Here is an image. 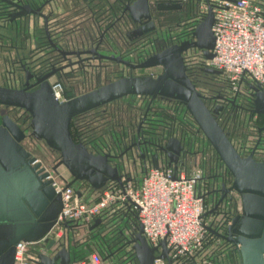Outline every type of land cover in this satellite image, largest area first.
I'll return each instance as SVG.
<instances>
[{
	"label": "flooded vegetation",
	"instance_id": "flooded-vegetation-1",
	"mask_svg": "<svg viewBox=\"0 0 264 264\" xmlns=\"http://www.w3.org/2000/svg\"><path fill=\"white\" fill-rule=\"evenodd\" d=\"M7 1L39 9L42 18L35 19L41 22V39L33 51L25 49L23 42L26 33L23 27L27 17H17L20 12L17 8L0 1V50L5 52L4 62L7 66L0 87L19 90L31 86V91L45 82L50 91L52 85L59 88L61 101L57 103L120 79H155L161 76L163 67L160 65L146 68L137 66L171 47L192 43V32L201 17L193 0H147L149 19H138L139 14L131 16L127 12V5L135 0H36L35 4L30 0ZM11 29L16 31L13 41L7 34ZM1 42L4 44L1 45ZM189 51L201 56L200 51L194 48L179 54L185 78L203 99L205 107L212 113L238 155L243 158L255 147L253 157L256 161H264V132L259 131L264 119L249 113L252 98L247 85L250 83L238 82L233 89L223 73L207 66L202 56L197 63L187 64L184 55ZM144 70L151 71L140 73ZM109 109L114 110L112 114L108 112ZM89 113L95 118L112 119L110 127L114 130H109L106 142L85 133L91 128L89 123L84 126ZM235 114H241L250 123V131H241L238 137L243 135L242 142L245 136H251L252 140L247 145L242 144L241 148L233 143L236 136L231 123L227 127L228 118ZM5 116L15 122L24 134V139L19 142L21 148L28 151L25 143L41 145L54 156L55 165L58 163V154L48 149L42 140L30 135L29 118L23 110L0 106V118ZM68 133L73 143L83 145L92 154L109 153L117 156L126 150L119 159L109 161L111 166L116 167L122 182H135L156 165L157 168H170L175 173L193 176L195 192L203 204H209L211 208L208 212L211 215L219 213L220 203L228 198L227 182L231 178L197 130L184 105L177 101L126 95L72 117L68 123ZM166 141H170V144L164 149ZM35 163H39L49 177L50 173L63 168L60 165L48 170L36 158ZM64 172L68 177L64 182L68 183L71 177L65 169ZM108 184L111 183L105 186ZM76 185L89 190L84 182L73 183V187ZM219 199L221 202L218 203ZM229 205L233 209L239 206L237 202ZM133 230H129L125 238L129 245L135 233ZM224 231V228L218 229L221 234ZM209 239L215 246H222L226 252L237 255L240 264L237 246L230 242L233 237L226 240L209 236Z\"/></svg>",
	"mask_w": 264,
	"mask_h": 264
},
{
	"label": "water",
	"instance_id": "water-1",
	"mask_svg": "<svg viewBox=\"0 0 264 264\" xmlns=\"http://www.w3.org/2000/svg\"><path fill=\"white\" fill-rule=\"evenodd\" d=\"M0 1L17 8L20 11L17 17L42 18L37 8ZM203 2L207 10L200 14V20L192 32V43L171 47L137 66L146 68L160 65L163 67L161 76L155 79H120L63 103L54 100L45 82L31 91V86L19 90L0 87V106L20 109L28 115L30 135L42 140L48 149L58 154L59 161L52 170L61 165L71 177L68 183L62 181L64 188H72L80 198L81 191L73 187L75 182L86 183L92 192L106 187V183L122 187L121 176L109 161L119 159L126 150L117 156L92 154L83 145L73 143L68 133V123L72 117L126 95L158 97L181 103L231 178L227 182L228 198L222 202L218 200V203L221 202L219 213L212 215L210 222L206 221L208 236L226 240L233 237L230 242L237 246L240 264H264V161H256L253 157L255 147L243 158L238 155L205 107L203 99L183 75L179 56L182 51L197 49L204 61L213 56L211 6L208 0ZM127 12L131 16L139 14L138 19H149L147 0H135L127 5ZM247 89L252 98L249 113L264 119V90L252 84H248ZM259 131L264 132V124ZM23 139L24 134L15 122L7 116L0 118V264H14V246L20 241L48 242L43 253L38 251L35 254L33 264H74L65 247L52 250L56 240L47 241L45 238L60 211V197L51 187L52 179H46L48 173L39 163H35L34 156L20 147L19 142ZM167 144L170 141H166L164 149L169 147ZM153 168L157 166L153 165ZM235 198L240 214L225 220L226 214L233 209L229 208V204H236ZM209 214L210 211L204 213L203 218L206 220ZM97 223L98 219H95L91 228ZM223 228V234L218 232ZM129 243L135 264L152 263L157 248L146 243L140 226H137ZM158 247L161 248L159 257L167 260L165 241L161 240Z\"/></svg>",
	"mask_w": 264,
	"mask_h": 264
},
{
	"label": "built area",
	"instance_id": "built-area-1",
	"mask_svg": "<svg viewBox=\"0 0 264 264\" xmlns=\"http://www.w3.org/2000/svg\"><path fill=\"white\" fill-rule=\"evenodd\" d=\"M212 12V58L205 64L223 73L230 87L249 82L264 90V0H208ZM207 10L204 3L199 13ZM54 100L61 101L60 90L51 86ZM50 178L49 176L46 178ZM51 187L60 197V211L51 231L60 233L77 225H88L110 210L122 208L150 247H156L151 264H193L194 257L208 243L202 199L195 192V178L170 168H149L138 184L122 182V187L107 185L95 200L78 198L72 188H64L52 179ZM165 241L167 260L160 258L158 244ZM35 243L18 242L14 246V264H33L35 255L28 249ZM43 253L42 249L39 251ZM95 254L76 264H110Z\"/></svg>",
	"mask_w": 264,
	"mask_h": 264
},
{
	"label": "rangeland",
	"instance_id": "rangeland-1",
	"mask_svg": "<svg viewBox=\"0 0 264 264\" xmlns=\"http://www.w3.org/2000/svg\"><path fill=\"white\" fill-rule=\"evenodd\" d=\"M3 44L4 43L1 42V45ZM4 53L5 52L3 50H0V82H2L3 76L7 71V66L4 62V59H6V55ZM200 58V54L194 51H189L184 55V61L187 64L197 63ZM149 71L151 70L140 71V73ZM219 79L222 80V77H219ZM113 111V109L112 111L110 109L108 110V112L111 114L113 113ZM91 113L87 114L88 117L84 121V126L86 125V123H89V125L91 126V128L85 131V133H90V135L95 137L96 140L98 138H101L102 142H106V138L110 133L109 130H114V128L110 127L112 119L100 117L95 118V116L92 115L93 113ZM228 122V125L231 123V126L233 127L232 130L238 140L237 141L235 138L233 142L236 144V147L241 148L242 144L247 145V143L251 142V136H245L243 142L241 139L243 135L238 137L241 131H250L248 129V127H250V123H248L244 116H241V114L231 115L228 118ZM227 127L229 128L230 125ZM24 145L26 149L31 153V155L34 156L38 161H41L48 170H50V168L55 165L54 156H51L49 152L41 145L31 146L28 143H25ZM50 177L58 184H61V181L64 182V180L68 178L67 174L64 172V169L61 167L57 169L56 173H50ZM140 181L141 179H137L133 183L138 184ZM76 189H79L82 192L85 191L89 193L87 188L82 185H77ZM91 195L92 196L90 197V199H93L97 196L96 193H93ZM83 201H85V199ZM204 205L205 211L208 212L211 207L207 203H204ZM238 213L239 206H237V209H232L230 213L226 214L225 220ZM126 214L127 213L124 211V209L117 208L101 215L100 218H98V223L94 228H91L94 224L93 221L88 225H77L69 231H63L62 233H60V236L55 239L56 244L52 248V250H59L62 246L65 247V249L69 253L70 260L72 259L74 262L79 259L81 260L90 254H95L101 259H108V263L110 264H135V259L134 262H132L134 255L131 250V245H129L126 242L127 239H125L129 230H133L130 229L131 227L128 225L129 220L124 217V215L126 216ZM210 215L211 214H209L206 218L207 222H210L212 219V215ZM210 240L211 239H208V243H206L203 249L197 253V256L195 255L196 257H194L193 264H239L237 262V255L226 252L225 250H223L222 246H215V243H212ZM44 248H42L41 244L37 243L30 246L29 251L34 256L39 249L44 250Z\"/></svg>",
	"mask_w": 264,
	"mask_h": 264
},
{
	"label": "crops",
	"instance_id": "crops-1",
	"mask_svg": "<svg viewBox=\"0 0 264 264\" xmlns=\"http://www.w3.org/2000/svg\"><path fill=\"white\" fill-rule=\"evenodd\" d=\"M30 2H32V3H36V0H30ZM192 3L195 5V7H196V9H197V12H199V6H200V4L201 3H204L203 2V0H193L192 1ZM62 5V4H61ZM56 12V11H55ZM40 26H41V22H40V20H37V19H33V18H27L25 21H24V32L26 33V39H25V41L23 42V46H24V48L25 49H30V50H34V48H35V46L38 44V42L40 41V36H41V32H40ZM18 27H15V29H17ZM14 29H11V31H10V33L8 32L7 34H8V37L10 38V39H12V41L13 40H15L14 38H13V33L14 32H16L15 30L13 31ZM77 187V185L76 186H74V188H76ZM105 188V187H104ZM103 189V188H102ZM101 189V190H102ZM82 190V189H81ZM89 191V190H88ZM100 191V190H99ZM99 191H97V192H92V191H89V193H87V192H85V191H81V196H82V200H84L85 199V201L87 200H95L96 199V197L95 198H93V199H90V197L92 196L91 194H93V193H96L97 195H98V192ZM66 231H69V230H66ZM60 235V234H59ZM49 240H55V239H51V238H48L47 239V241H49ZM48 243V242H47ZM47 243H43V242H39V244H41V246H42V248H44V247H46V245H47ZM35 244H37V243H35ZM39 250H41V249H39ZM38 250V251H39ZM28 255H30V256H33L32 254H31V252L29 251V249H28ZM197 256V255H196ZM195 256V257H196ZM72 260V259H71ZM80 260V259H79ZM79 260H77V261H79ZM73 261V260H72ZM71 261V262H72ZM77 261H75L74 263L76 264V262Z\"/></svg>",
	"mask_w": 264,
	"mask_h": 264
},
{
	"label": "trees",
	"instance_id": "trees-1",
	"mask_svg": "<svg viewBox=\"0 0 264 264\" xmlns=\"http://www.w3.org/2000/svg\"><path fill=\"white\" fill-rule=\"evenodd\" d=\"M124 217L127 218V219L129 220V222H131L132 226H135V221H134L133 219L131 220V218H129L128 215H126V216L124 215ZM72 228H73V227H71L70 230H71ZM102 259H103V258H102ZM132 262H134V258H133Z\"/></svg>",
	"mask_w": 264,
	"mask_h": 264
}]
</instances>
